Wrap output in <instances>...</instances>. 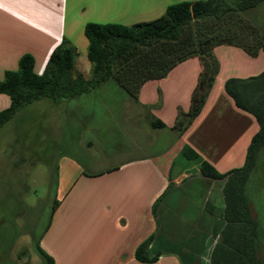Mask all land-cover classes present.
Returning <instances> with one entry per match:
<instances>
[{
  "label": "crops",
  "instance_id": "obj_1",
  "mask_svg": "<svg viewBox=\"0 0 264 264\" xmlns=\"http://www.w3.org/2000/svg\"><path fill=\"white\" fill-rule=\"evenodd\" d=\"M192 1L0 0V81L6 72L18 69L26 54L34 57V71L41 75L50 54L62 44L77 51L75 74L90 80L94 73L88 60L87 24L133 26L160 18L171 5ZM252 25L264 35V24ZM214 54L219 73L202 112L180 135L174 125L179 110L190 108L202 71L198 57L180 63L163 79L146 82L136 99L120 86L114 103L111 96L102 98L106 110L117 112L114 123L122 129L119 136L132 137L137 148L114 161L104 151L108 162L100 166L93 152L100 133L88 135L82 116L73 113L81 111L82 105L69 109L64 104L60 119L77 154L59 156L54 169L46 170L53 202L43 231L34 234L37 221L33 220L32 229L23 231L14 219L2 234L10 254L21 255L12 264H44L34 238L55 264H213V257L219 260V255L229 253L225 247L216 248L226 224V179L206 178L200 166L207 162L219 174L244 166L259 125L253 115L235 105L224 85L230 78L264 72V51L252 57L241 47L221 45ZM63 103L47 106L54 110ZM9 105V97L0 94V111ZM154 119L165 128H153ZM155 142L160 149H148ZM185 147L191 159L185 157ZM151 237L150 253L159 257L153 263L140 262L136 251Z\"/></svg>",
  "mask_w": 264,
  "mask_h": 264
},
{
  "label": "trees",
  "instance_id": "obj_2",
  "mask_svg": "<svg viewBox=\"0 0 264 264\" xmlns=\"http://www.w3.org/2000/svg\"><path fill=\"white\" fill-rule=\"evenodd\" d=\"M262 2L264 0H195L171 5L160 18L133 26L89 23L85 36L94 77L88 80L82 74H75L78 54L75 48L65 44L53 50L41 75L34 71V57L23 55L18 69L6 72L0 81V94L10 99L9 107L0 111V128L28 104L43 98L55 103L71 100L111 80L136 99L146 82L163 79L180 63L198 57L202 71L190 108L188 112L179 110L174 125L180 135L202 112L219 73L220 64L214 49L221 45L238 46L252 57L264 51V35L247 24L243 16L245 11ZM224 89L239 109L255 117L259 130L251 139L243 167L219 174L207 162L200 166L204 177L226 179V224L216 248L225 247L229 253L219 255V260L213 257V264H264V258L257 253L260 225L252 215L246 192L257 154L264 148V72L246 79L230 78ZM151 125L155 129L165 128L159 119H154ZM183 152L185 157L192 158L188 147ZM153 239L138 247V261H157L159 256L151 255L149 250ZM33 242L43 263L55 264L40 248L39 239L34 238Z\"/></svg>",
  "mask_w": 264,
  "mask_h": 264
},
{
  "label": "rangeland",
  "instance_id": "obj_3",
  "mask_svg": "<svg viewBox=\"0 0 264 264\" xmlns=\"http://www.w3.org/2000/svg\"><path fill=\"white\" fill-rule=\"evenodd\" d=\"M245 12H248L243 15L246 23L255 24L256 21L264 24V2ZM99 87L94 93L60 102L65 103L54 110H50L47 105L60 103H55L49 98L35 101L0 128V264H12V260L21 257L10 254L9 247L5 246L8 240L1 239L2 234L8 231V224L17 219L21 230L30 231L32 227L29 222L33 220L37 221L34 234L38 235L43 231L53 202L50 191L51 176L46 170L54 169L59 156L77 154L76 144L65 136L67 128L60 119L65 114L64 104L70 105L69 109H74L78 104L82 105L81 111L73 113L82 116L88 135L95 133L93 136H96L100 133L96 136L100 143L93 150L97 156V166L108 162L103 158L104 151L106 156L112 157L109 158L112 161L127 155L133 150V146L137 148L132 137L119 136L122 129L115 127L114 123L117 112H114V109L108 111L101 105L102 98L110 96L113 99L111 102L114 103V99L119 97L118 93L114 94L119 85L111 80ZM66 113L71 112L66 110ZM103 130L106 133H103ZM155 136L156 133H152L153 140ZM160 147L161 145L155 142V145L148 149L156 151ZM246 192L252 215L260 225L259 244L263 249L260 250V257L264 258V148L257 154ZM27 206H30L28 212Z\"/></svg>",
  "mask_w": 264,
  "mask_h": 264
}]
</instances>
